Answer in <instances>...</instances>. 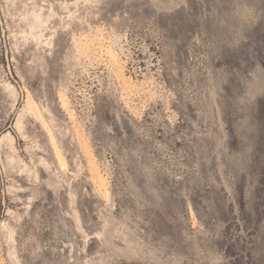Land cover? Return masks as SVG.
I'll use <instances>...</instances> for the list:
<instances>
[{
	"label": "rangeland",
	"instance_id": "1",
	"mask_svg": "<svg viewBox=\"0 0 264 264\" xmlns=\"http://www.w3.org/2000/svg\"><path fill=\"white\" fill-rule=\"evenodd\" d=\"M0 264H264V0H0Z\"/></svg>",
	"mask_w": 264,
	"mask_h": 264
}]
</instances>
